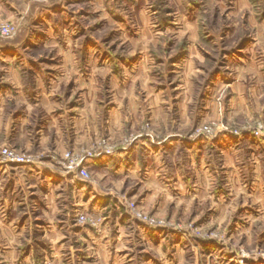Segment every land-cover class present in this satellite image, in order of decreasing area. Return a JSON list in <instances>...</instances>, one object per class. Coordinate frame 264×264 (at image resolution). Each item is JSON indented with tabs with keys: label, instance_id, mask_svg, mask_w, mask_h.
<instances>
[{
	"label": "crops",
	"instance_id": "obj_1",
	"mask_svg": "<svg viewBox=\"0 0 264 264\" xmlns=\"http://www.w3.org/2000/svg\"><path fill=\"white\" fill-rule=\"evenodd\" d=\"M152 1L0 0V21L10 20L15 26L10 39H0V115L7 116L0 128L4 130L1 145L38 148L49 144L61 151L86 144L100 130L95 129L94 117L90 116L94 108H101L105 98V119H118V129L122 123H128L131 129L136 127L137 117L147 111L168 120L173 104L170 99L174 100L176 94L177 112L187 116L188 102L178 97L181 91L175 93V86L170 91L166 80L151 74L152 62L143 61V49L152 43L156 31L136 27L126 19V12L131 11L140 18L155 19L153 11L142 10L143 4ZM191 10L188 5L186 17H195ZM173 13H169L172 19ZM95 18L106 22L118 19L113 29L120 43L127 41V45L115 43L111 49L110 42H102L98 48L87 31ZM80 19L86 23L83 25ZM191 34L185 54L172 62L171 74L177 73L180 64L186 67L185 72L194 70L195 58L201 61L204 57L206 50L197 43L199 30ZM37 47H48L51 57L28 56L27 52ZM255 48L250 41L227 60L228 72L214 75L205 112L217 110L216 95L224 80L233 91L230 103H242L250 89L247 82L254 78L256 83L264 82V51L258 53ZM25 72L31 73V81L25 80ZM193 76L195 73L188 83ZM186 94L182 100L192 97ZM111 130L109 123L105 131ZM175 136L169 133L160 140L138 138L131 146L92 160L89 167L97 170L98 182L77 181L72 173L55 170L50 164H22L14 169L0 162V264H46L50 260L56 264H132L147 251L146 246L155 247L158 258H167L173 248L172 234L165 232L166 226L144 228L132 214L127 196L132 198L144 191L146 201H153L155 210L161 211L173 204L175 194L186 198L182 196L191 193L190 185L199 183L201 176L210 178L209 186L214 184L215 171L211 170L205 147H217L223 164L230 161V166L235 161V138L228 134L214 140L179 135L189 150L195 149L188 162L190 168L197 169L184 172L174 164L179 147ZM189 172H194V183ZM131 183L137 187H128ZM134 203L139 208L143 200ZM77 212L99 218L98 229L78 223ZM177 251L183 255L182 248ZM152 257L147 254L146 258Z\"/></svg>",
	"mask_w": 264,
	"mask_h": 264
},
{
	"label": "rangeland",
	"instance_id": "obj_2",
	"mask_svg": "<svg viewBox=\"0 0 264 264\" xmlns=\"http://www.w3.org/2000/svg\"><path fill=\"white\" fill-rule=\"evenodd\" d=\"M154 2L155 0L143 4L145 8L142 10L153 11L151 16L156 15L153 8ZM165 3L174 12L172 26L161 27L158 16L153 20L143 15L140 18L136 12L131 11L132 8H130L131 13L126 12V19L131 25L134 23L136 27L147 26L156 31L157 34L152 36V43H149V47H145V50L143 49V54L145 52L143 61L152 62L151 74L160 81L166 80V84L168 83L171 87L170 91L173 90L175 93L181 91L178 97L180 101L188 102L187 116L177 112L176 94L174 100L170 99L173 104L170 107L168 120L162 119L160 115L152 116L147 111L137 117L136 127L131 129L128 123L125 126L122 123L118 129V119L114 118L109 122L105 119L107 116L102 110L103 105L107 104V98H105L101 108H94L93 115H89L94 117L95 129L99 127L100 130L95 131L86 144L61 151L49 147V144L38 148L10 145L8 147L15 148L17 151L35 155L38 160L27 163H2V165L15 169L22 164L44 165L45 163L52 165L55 170H65L62 162L66 160V152L74 151L83 158L90 176L82 179L74 172L70 173L77 178V181L98 182L97 170L89 167L92 160L116 153L121 147L131 146L138 138L148 137L160 140L165 134L173 133L177 135L175 140L179 145L174 157L175 167L187 172L197 167L190 168L191 164L188 162L190 153L195 149L189 150L184 141L181 142L179 135L190 139L214 140L228 134L230 138H235L233 147L235 161L232 165L229 166L230 161L223 164V156L219 155L217 147L207 146L203 149L210 157L211 170L215 171L214 184L209 186L210 178L201 176L198 179L199 183L190 185L191 193L182 196L186 198H180L181 195L175 194L173 204L165 206L161 211L155 210L157 206L153 201H146L147 196L144 191H140L141 195L137 194L132 198L127 196L131 212L140 221L139 223L148 229L166 226L163 229L168 235L172 234L170 241L173 245L167 253V258H158L156 255L159 253L155 251V247L146 246L144 250L147 251L142 253L141 258L136 257L132 264H264V135L254 132L255 128L264 127V82L256 83L255 78L247 82L250 89L245 93L246 98L242 103L234 100L231 104L230 98L233 91L226 85L228 81L224 80L223 87L216 95L217 110L205 112L203 109L206 97L214 85V75L218 71L228 72L226 67L228 59L240 53L250 41L256 45V52L264 51V20L256 18L249 0H199V5L191 10L195 15L192 18L185 16L187 0H165ZM117 20L106 22L95 18L90 22L87 31L92 35L98 48L106 42H110L111 49L115 43H119L120 47L127 45V41L120 43V37L113 29L117 25ZM1 21L9 22L14 26L10 20ZM80 21L83 25L86 23L84 19ZM198 30L199 32L202 30L207 39H210L208 45L200 42L199 39L197 41L206 50L204 57H201V61L194 57L196 60L193 63L194 70L191 68L190 71L185 72L186 67L183 69V65L180 64L177 73L171 74L172 62L185 54L190 41L189 32L196 35ZM143 37L147 39L150 36ZM0 39L10 38L0 37ZM245 39L247 41L244 42ZM97 53L98 51H95V54ZM27 54L37 59L41 54L40 58L48 60L52 51L48 47H37L30 49ZM241 57L242 60L245 59V54ZM194 73L193 84L188 83L189 76ZM24 76H26L25 80L31 81V73L25 72ZM180 78H182L181 82ZM177 84H180L178 88H176ZM184 93L192 97L182 100ZM96 111L99 116L96 115ZM6 117L5 113L0 115V128ZM109 123L114 130L107 133L105 129L108 128ZM2 136H4V130L0 131V142L3 141ZM0 147H2L1 143ZM231 166L234 167L232 173H230ZM193 175L194 172H189L191 183H194ZM128 187L133 189L137 185L131 183ZM196 190L199 193H194ZM217 191L221 193L218 194ZM140 198L143 200V205L137 208L134 200L138 203ZM84 214L90 219L81 224H87L97 230V225L91 222L97 223L99 218L86 212ZM169 228L173 229L172 232ZM177 248L183 249V255L177 251ZM147 254L155 257L146 258ZM13 264L22 263L13 262Z\"/></svg>",
	"mask_w": 264,
	"mask_h": 264
},
{
	"label": "built area",
	"instance_id": "obj_3",
	"mask_svg": "<svg viewBox=\"0 0 264 264\" xmlns=\"http://www.w3.org/2000/svg\"><path fill=\"white\" fill-rule=\"evenodd\" d=\"M15 32V27L5 21H0V37H10ZM263 126H259L255 128V134L264 135V131H262ZM66 160L62 162L63 168L67 172H74L75 175L82 179H87L90 174L88 172L85 163L83 162V158L79 157L74 151H68L65 155ZM38 160L37 157L33 154H26L24 152L17 151L15 148L2 146L0 147V162L5 164H13V163H27ZM90 218L83 212L76 213V221L78 223H83L89 221ZM92 224H96V222H91ZM46 264H53L51 261H48Z\"/></svg>",
	"mask_w": 264,
	"mask_h": 264
},
{
	"label": "trees",
	"instance_id": "obj_4",
	"mask_svg": "<svg viewBox=\"0 0 264 264\" xmlns=\"http://www.w3.org/2000/svg\"><path fill=\"white\" fill-rule=\"evenodd\" d=\"M189 7L193 10L199 5V0H187ZM252 4L255 16L258 20H264V0H249ZM153 8L155 9L156 17L158 16L159 24L161 27H167L172 25V17L169 14L171 12L170 7L165 3V0H155L153 3ZM200 42L205 45L209 44L210 39L200 30ZM247 41L246 39L244 42ZM176 59V58H175Z\"/></svg>",
	"mask_w": 264,
	"mask_h": 264
}]
</instances>
